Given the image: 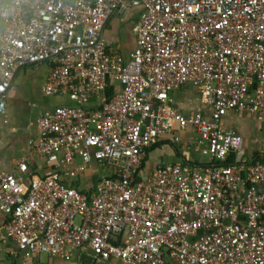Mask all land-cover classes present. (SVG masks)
I'll use <instances>...</instances> for the list:
<instances>
[{"label":"built area","instance_id":"obj_1","mask_svg":"<svg viewBox=\"0 0 264 264\" xmlns=\"http://www.w3.org/2000/svg\"><path fill=\"white\" fill-rule=\"evenodd\" d=\"M135 7L124 61L102 33ZM0 20V114L16 72L43 63L44 94L73 101L39 115L28 141L54 172L32 176L25 160L0 171V237L31 254L87 246L93 264H264V152L241 161L240 137L221 126L231 110L264 120V0H9ZM186 83L209 120L173 107ZM175 128L211 165L144 174L146 151ZM93 162L99 180L79 190L71 181Z\"/></svg>","mask_w":264,"mask_h":264},{"label":"crops","instance_id":"obj_2","mask_svg":"<svg viewBox=\"0 0 264 264\" xmlns=\"http://www.w3.org/2000/svg\"><path fill=\"white\" fill-rule=\"evenodd\" d=\"M9 0H0V6ZM143 10L132 8L128 14H115L109 18L102 37L109 52L129 59L136 42L135 29ZM3 24L0 20V35ZM47 75V65L39 64L24 67L16 72L14 80L6 92V105L0 114V171L16 172L17 165L27 161L32 176L43 177L56 169L48 161L30 154L28 141L37 137L36 118L51 111L57 106H69L73 101L65 96H47L43 87ZM112 93L118 90V85L111 81ZM173 107L182 115H190L201 111L206 119H210L211 110L206 106L202 95L192 83L170 93ZM224 130L233 132L241 139L238 153L241 161H249L260 152H264V120L259 119L254 112L231 110L221 118ZM173 142L169 138L159 140L146 151L144 174L163 163H187L201 169L211 165V158L200 153L196 144L194 132L188 128L184 131L175 128ZM79 163L77 157L74 166ZM99 166L93 162L85 172H79L71 183L79 190L86 185H95L99 180ZM7 214L0 210V226L8 220ZM94 254L87 247L78 249L66 248L63 256L49 254H31L19 250L9 239L0 237V264H93ZM109 264H119L112 259Z\"/></svg>","mask_w":264,"mask_h":264}]
</instances>
